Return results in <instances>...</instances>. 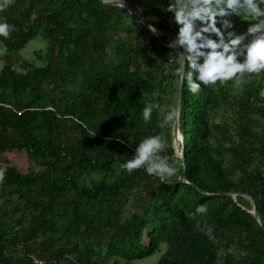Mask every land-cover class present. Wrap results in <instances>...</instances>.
I'll use <instances>...</instances> for the list:
<instances>
[{
    "label": "trees",
    "instance_id": "1",
    "mask_svg": "<svg viewBox=\"0 0 264 264\" xmlns=\"http://www.w3.org/2000/svg\"><path fill=\"white\" fill-rule=\"evenodd\" d=\"M122 1L164 31L102 0H11L0 10L14 26L0 36V264H133L163 245L157 264H264V72L242 89L217 81L192 93L184 82L183 158L163 120L180 85L169 0ZM230 19L237 33L251 23ZM40 35L38 65L19 53ZM150 98L161 108L145 122ZM157 133L176 174L122 169ZM8 150H25L33 167L21 171ZM199 205L207 212L194 215Z\"/></svg>",
    "mask_w": 264,
    "mask_h": 264
},
{
    "label": "clouds",
    "instance_id": "2",
    "mask_svg": "<svg viewBox=\"0 0 264 264\" xmlns=\"http://www.w3.org/2000/svg\"><path fill=\"white\" fill-rule=\"evenodd\" d=\"M11 0H0V10ZM122 6V0H120ZM167 11L173 13L178 31L168 41L170 48L180 49V63L175 73L188 90L196 93L201 86H213L217 81H233L242 89L246 78L264 72V0H169ZM246 16L251 23L246 31L237 33L230 17ZM155 33L157 29L149 26ZM14 26L0 18V36L8 37ZM264 98V88L259 92ZM161 104L155 98L145 101L142 119H152L153 110ZM181 106L177 103L167 109L163 120L178 121ZM166 137L162 133L146 135L135 147L133 156L120 166L127 172L143 168L147 174L165 180L176 174L177 167L163 155ZM3 170L0 169V174ZM207 212L197 206L194 215ZM209 234L211 228H208Z\"/></svg>",
    "mask_w": 264,
    "mask_h": 264
},
{
    "label": "rangeland",
    "instance_id": "3",
    "mask_svg": "<svg viewBox=\"0 0 264 264\" xmlns=\"http://www.w3.org/2000/svg\"><path fill=\"white\" fill-rule=\"evenodd\" d=\"M46 45V40L40 35L30 40L27 45L20 51L19 54L22 59L40 65L42 64V61L38 57L37 52H44ZM5 53L6 47L0 41V69L5 64ZM5 155L7 158H9L11 163L17 164L20 170L23 172H28L33 167V163L29 160L25 150H8ZM165 247V245L162 246V252L165 250ZM162 252H156L155 254L144 259L134 260L133 264H157V261Z\"/></svg>",
    "mask_w": 264,
    "mask_h": 264
},
{
    "label": "water",
    "instance_id": "4",
    "mask_svg": "<svg viewBox=\"0 0 264 264\" xmlns=\"http://www.w3.org/2000/svg\"><path fill=\"white\" fill-rule=\"evenodd\" d=\"M106 3H112V4H118V5H121L120 4V0H102ZM122 6L125 7V8H128L134 15H136L143 23H145L146 25L148 26H154L151 24V22L149 20H147L145 17H143L142 15H139L136 10H134V8L132 6H130L129 4H127L126 2L122 1ZM157 31H164L163 29L161 28H158L156 26H154ZM169 34L171 35V37L174 39L175 38V34L174 33H170ZM177 52L179 53L180 52V49L179 48H176ZM179 57H180V54H179ZM181 59V57H180ZM183 85L184 83H182L180 81V85H179V91H178V97H177V102L176 104L178 103L180 106H181V96H182V92H183ZM173 137H174V147L176 148V151L177 153L182 156L184 158V148H183V144H182V141H183V134L181 132V127H180V118L178 121H175L174 122V125H173ZM204 191V190H202ZM210 195H214V193H209ZM220 195H227V194H230L232 196H235L236 194H238L237 192H221V193H218ZM244 195L246 196H249L253 203H254V208H253V213H254V216L255 218L258 220V222L261 224L260 222V218H259V214H258V211H257V208H256V205H255V200L253 197H251L249 194L247 193H243ZM262 225V224H261Z\"/></svg>",
    "mask_w": 264,
    "mask_h": 264
},
{
    "label": "built area",
    "instance_id": "5",
    "mask_svg": "<svg viewBox=\"0 0 264 264\" xmlns=\"http://www.w3.org/2000/svg\"><path fill=\"white\" fill-rule=\"evenodd\" d=\"M34 260H35V262L38 263V264H42V263H43V262H42L41 260H39V259L34 258Z\"/></svg>",
    "mask_w": 264,
    "mask_h": 264
}]
</instances>
